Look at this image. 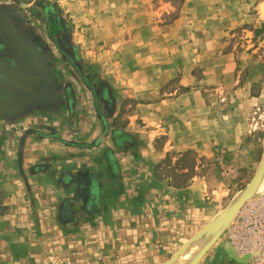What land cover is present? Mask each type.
I'll return each mask as SVG.
<instances>
[{
    "label": "rangeland",
    "instance_id": "1",
    "mask_svg": "<svg viewBox=\"0 0 264 264\" xmlns=\"http://www.w3.org/2000/svg\"><path fill=\"white\" fill-rule=\"evenodd\" d=\"M263 152L264 0H0V264H264Z\"/></svg>",
    "mask_w": 264,
    "mask_h": 264
},
{
    "label": "crops",
    "instance_id": "2",
    "mask_svg": "<svg viewBox=\"0 0 264 264\" xmlns=\"http://www.w3.org/2000/svg\"><path fill=\"white\" fill-rule=\"evenodd\" d=\"M161 121L159 123H161ZM166 135H170L169 131L166 132ZM141 151H143V150H140V152ZM166 151H168V150H165V151L159 150V152H158L157 148H153V149L149 148L148 150L146 149V150H144L145 156H146V158H144V159H145L146 163L147 162L149 163V160H150L149 158H154L153 161L152 162L150 161V162L154 163L156 166V163L161 160V158L166 154ZM98 166H100V165H98ZM114 166L119 168L118 163L117 164L114 163ZM91 168H92L91 169L92 174L90 176L91 178L94 179L97 177L96 179H99V176L102 177L103 174L99 175V169H97L96 166L93 165ZM108 168L109 167L107 166L106 171ZM138 168L140 171L142 170L140 167H138ZM134 172L137 173L136 171H134ZM155 172L154 171L152 172V176H154ZM111 173H112V170H109L107 174H111ZM139 174H141L144 177V180L141 183L142 186H143V182H147L146 179L149 181L152 180L151 174L148 173V170H146V171L142 170L140 173H138V175ZM130 177H129V179H130ZM135 178H137V177H134V179ZM155 180L157 181V176H155ZM166 180L167 179H162V178L158 177V183L161 185L164 184L163 187H165L167 190L165 191L164 194L158 195V197L156 198V201L158 203V208L160 207V210H158V217L160 215H162L159 219L167 218V220L170 221L169 223H171V224H169L167 226H160V227L156 226L154 228H151L149 231H147L148 232L147 234H150V235H154V236L164 235V233H166L168 231L171 232V235L177 234V233H172L174 231L173 230V228H174L173 224L174 225L176 224V223L171 222V219L176 215V212H175V202L176 201L173 200L171 196L173 194H178L179 189L183 192L182 195H185V194L192 193L194 190L201 188V186H202V181L200 179L195 178V177L194 178L191 177L190 180L185 184V186H182L180 188L177 185L172 184L171 182H167ZM91 181H92V179H91ZM97 185L100 186L99 180L97 181ZM185 200H186V198H185ZM205 204H206V202H205ZM207 204H209V202H207ZM91 215L94 216V215H96V213L91 212ZM126 232H127V229H125L123 231V233L125 235H127L130 239H132V234H130L131 231H128L129 234H126ZM130 239H128V240H130ZM155 242L157 243L158 241L155 240ZM154 246H157V245L154 244ZM225 246L227 247L226 250H224V253H221L223 256L222 260H220L219 263L217 262V264H243L242 262H237V260H235L233 258V254H232L233 252L231 251V248L230 247L228 248L227 245H225ZM160 251H162V250L159 249L158 252H160ZM209 256H211V255H208V258H210ZM209 263H210V260L206 259V261H204L203 264H209Z\"/></svg>",
    "mask_w": 264,
    "mask_h": 264
},
{
    "label": "bare ground",
    "instance_id": "3",
    "mask_svg": "<svg viewBox=\"0 0 264 264\" xmlns=\"http://www.w3.org/2000/svg\"><path fill=\"white\" fill-rule=\"evenodd\" d=\"M263 170H264V168H263ZM263 186H264V173L261 172L259 177L257 178V181L255 182V185L252 188V195H253V193L261 190L263 188ZM214 226H213V228L210 229L209 232H206V233L198 236V240L193 245H191L190 247H188L190 245V242H189L186 245V247H184V249H182L181 252L178 253L172 261H169L166 264H192L194 262V260L197 258L198 253L200 251H202L211 242V240L213 238V234L216 233V229ZM218 227H220V225Z\"/></svg>",
    "mask_w": 264,
    "mask_h": 264
},
{
    "label": "water",
    "instance_id": "4",
    "mask_svg": "<svg viewBox=\"0 0 264 264\" xmlns=\"http://www.w3.org/2000/svg\"><path fill=\"white\" fill-rule=\"evenodd\" d=\"M263 168H264V152H263V155H262V159H261L260 165H259L254 177L252 178V180L250 181V183L248 184V186L246 187L244 192L241 194V196L235 201V203H233L228 209H226L220 216H218L211 223H209L208 226L203 231H205L206 229H209L212 225H214L215 223H217L219 221L226 222L227 219L238 210V208L244 203V201L252 196V188L255 185V182L257 181V178L259 177V175L262 172ZM202 254L199 256V258L202 256ZM175 257H173V259ZM172 260H170V261H172ZM197 260H196V262H197Z\"/></svg>",
    "mask_w": 264,
    "mask_h": 264
},
{
    "label": "built area",
    "instance_id": "5",
    "mask_svg": "<svg viewBox=\"0 0 264 264\" xmlns=\"http://www.w3.org/2000/svg\"><path fill=\"white\" fill-rule=\"evenodd\" d=\"M257 227V223L253 224V229H255ZM256 245V244H255Z\"/></svg>",
    "mask_w": 264,
    "mask_h": 264
},
{
    "label": "trees",
    "instance_id": "6",
    "mask_svg": "<svg viewBox=\"0 0 264 264\" xmlns=\"http://www.w3.org/2000/svg\"><path fill=\"white\" fill-rule=\"evenodd\" d=\"M52 33V32H51Z\"/></svg>",
    "mask_w": 264,
    "mask_h": 264
}]
</instances>
